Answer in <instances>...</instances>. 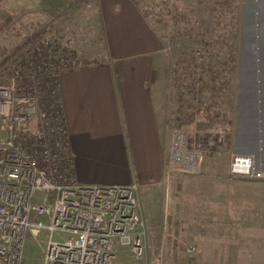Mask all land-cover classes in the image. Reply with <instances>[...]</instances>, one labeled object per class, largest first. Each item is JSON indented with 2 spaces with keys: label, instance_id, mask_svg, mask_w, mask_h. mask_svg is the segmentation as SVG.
<instances>
[{
  "label": "crops",
  "instance_id": "obj_1",
  "mask_svg": "<svg viewBox=\"0 0 264 264\" xmlns=\"http://www.w3.org/2000/svg\"><path fill=\"white\" fill-rule=\"evenodd\" d=\"M159 2V9L152 8L151 1L148 3L146 21L131 0H97L104 59L73 68L75 58L58 53L53 62L61 69L56 77L57 94L71 155L72 178L81 184L137 182L141 203L142 197L165 188V104L157 93L161 86L169 87L178 123H184L183 127L191 131L201 126L207 132L205 138L190 140L191 143L202 148L201 144L207 146L211 142L210 147L217 151L225 148L230 155H250L264 172V0ZM176 4L194 6L190 17L203 22L202 29L205 22L222 20L227 25L219 33L214 29V34H237L238 39L227 42L234 45V71L231 76L228 74L227 81H204L201 87L200 82L183 81L185 63L177 61L184 55L179 59L177 50L193 56L194 46L186 38L179 45L173 42L177 39L176 29L182 27L175 22ZM229 49L223 45L204 52L217 53L222 60L228 57ZM178 65L180 75L175 81ZM190 82L193 87L188 88ZM260 185L259 207L264 216V181ZM165 190L167 193L168 188ZM196 191L194 220L199 246V187ZM168 200L167 193L165 210ZM226 207L221 209L223 213L230 212ZM113 253L112 264H144L117 243L113 244ZM260 263L264 264V260Z\"/></svg>",
  "mask_w": 264,
  "mask_h": 264
},
{
  "label": "built area",
  "instance_id": "obj_2",
  "mask_svg": "<svg viewBox=\"0 0 264 264\" xmlns=\"http://www.w3.org/2000/svg\"><path fill=\"white\" fill-rule=\"evenodd\" d=\"M50 56L45 72L33 73L30 65L26 81L14 75L0 81V264H22L27 234L40 233L42 264H112L114 243L143 258L147 233L139 184H81L71 176L56 84L61 69ZM200 159L188 130L174 125L163 181L175 172L198 174ZM228 175L264 179L246 154H232Z\"/></svg>",
  "mask_w": 264,
  "mask_h": 264
},
{
  "label": "rangeland",
  "instance_id": "obj_3",
  "mask_svg": "<svg viewBox=\"0 0 264 264\" xmlns=\"http://www.w3.org/2000/svg\"><path fill=\"white\" fill-rule=\"evenodd\" d=\"M136 1L148 14V3L151 1L152 8L159 9L157 3L161 0H156V4L155 0ZM39 29L44 32L35 46L20 61H13L11 71H4L3 56ZM177 40L173 42L177 44ZM45 52L53 57L58 53L66 58L70 55L75 58L76 67L102 61L104 40L97 0H0V81H7L12 75L17 76V81H26L31 66L33 73L45 72L52 61L48 56L51 60L46 63ZM19 62L24 63V69ZM157 93L165 104L163 138L168 146L172 127L184 123L177 121L169 87L161 86ZM189 129L191 141L207 136L201 126L199 130ZM210 143L199 147L198 174L175 172L165 182V188L153 191L150 197H142L147 233L146 253L141 258L144 264H261L264 260V216L258 199L264 179L230 177L232 155L225 148L218 151L211 148ZM198 187L199 246L194 220ZM166 188L169 200L165 210ZM225 206L229 207V213L221 211ZM44 239L43 233L35 237L27 234L22 264H42Z\"/></svg>",
  "mask_w": 264,
  "mask_h": 264
},
{
  "label": "trees",
  "instance_id": "obj_4",
  "mask_svg": "<svg viewBox=\"0 0 264 264\" xmlns=\"http://www.w3.org/2000/svg\"><path fill=\"white\" fill-rule=\"evenodd\" d=\"M136 7L139 9L140 13L147 21L148 14L145 12L140 5L137 3L136 0H131ZM179 1V0H178ZM191 2V1H190ZM189 2V3H190ZM234 8L237 11L238 3L235 4ZM187 10V11H186ZM195 7H188V6H180L176 4L174 6V12L177 16L176 23L182 24V27L176 29V37H177V44L179 45L182 38H186V40L193 42L194 48L191 49L193 51V56L191 53H186L185 51L177 50V57L184 55V58L181 57L180 62H184V76L185 78L183 81H197L200 82L199 86H204V81H227V76H231L234 71V66L232 62L234 61V45L232 46L231 43L227 45L228 41L233 40L237 37V34L230 37L224 35V33L220 32L219 35L214 34L213 30L224 28L227 23H223L222 20H217L214 22H205L203 29L201 28L200 24H203L199 19H195V17H190L189 13H194ZM186 13V14H185ZM189 14V16H188ZM182 16V18H180ZM218 27H215L217 26ZM44 30L39 29L36 31H32L29 35H27L22 42L14 46L7 54L3 56V64L2 68L4 71H11L13 61L16 59L22 58L28 50L33 48L35 44L38 42L40 37L42 36ZM181 32V33H180ZM213 32V33H212ZM203 33V34H201ZM181 34V35H180ZM231 34V32H230ZM183 39V40H184ZM223 45L229 46V55L227 58H223L222 60L218 59L217 53H205V49H209L211 47H223ZM180 59V57H179ZM229 61V64L226 62ZM76 66H73L75 68ZM179 65L177 66L175 74V81L179 80ZM191 82L187 85L188 88ZM186 86V87H187ZM193 87V85H192ZM198 108V106H197Z\"/></svg>",
  "mask_w": 264,
  "mask_h": 264
}]
</instances>
